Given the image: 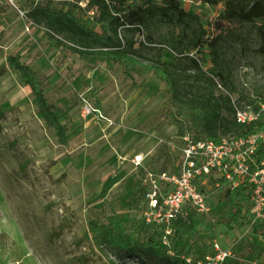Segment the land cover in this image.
<instances>
[{
  "label": "rangeland",
  "instance_id": "rangeland-1",
  "mask_svg": "<svg viewBox=\"0 0 264 264\" xmlns=\"http://www.w3.org/2000/svg\"><path fill=\"white\" fill-rule=\"evenodd\" d=\"M42 2L85 9L87 0H0V264H155L95 246L88 226L117 213L141 242L153 233L151 175L159 181L181 168L183 135L168 88L152 74L128 75L123 65L82 60L63 36L52 38L29 18L34 3ZM183 7L197 20L155 21L140 32L121 28L120 35L136 43L146 64L159 55L179 63L185 82L198 74L187 60L201 56L192 42L219 38L218 56L206 49L205 80L236 103L264 106V22L227 24L221 32L223 6L183 0ZM75 14L100 30L92 14ZM14 57L41 77L62 129L42 117L39 102L9 67ZM185 124L188 134L202 137L197 125ZM218 178L205 183L214 210L206 244L231 250L230 264H253L248 244L264 248V225L245 214L243 227L221 220L243 188L221 204L212 184Z\"/></svg>",
  "mask_w": 264,
  "mask_h": 264
},
{
  "label": "trees",
  "instance_id": "trees-1",
  "mask_svg": "<svg viewBox=\"0 0 264 264\" xmlns=\"http://www.w3.org/2000/svg\"><path fill=\"white\" fill-rule=\"evenodd\" d=\"M213 7L224 9L217 21V29L221 32L227 24H246L264 22L263 0H195ZM92 14L91 19L100 30H92L82 22L76 11ZM29 18L37 25H42L48 34L63 36L69 48L82 60L92 64L123 65L126 74L143 73L154 75L164 82L168 88L171 103L180 118L179 133L188 134L186 122L190 121L201 129L204 139L219 144L226 137L246 138L264 127V119L257 125L245 126L236 120L235 110L230 95L217 94L212 80H205L202 65L205 61L206 49L214 57L219 54V38L205 37L192 42V50L198 52L199 59L188 58L192 69L198 74L189 82H185L178 74L180 64L163 61L159 55L148 64L142 62L136 50V43L120 35V29L140 32L155 21L197 20L192 12L183 7V0H87L82 9L78 4L72 7L57 9L52 2L34 3ZM215 26V25H214ZM207 33L204 32V36ZM65 44L63 40H59ZM259 52L264 56V44ZM216 62V61H215ZM9 67L17 72L31 95L40 104V114L45 121L56 129H62L59 117L53 105L46 97L41 77L30 66L14 57L9 60ZM209 81V82H207ZM207 84V87L204 85ZM260 164L264 161V148L256 156ZM220 183L219 187H216ZM219 203L229 200L233 190L224 179L213 180ZM250 197L247 189L237 194L236 204L230 206L221 216V220L230 219L238 227L245 226L244 214L253 215L250 210ZM209 222L208 216L201 215L194 209H187V216L174 223L172 248L174 255L162 244L163 230L154 225V231L148 240L141 242L137 232L129 231L117 213L108 216L105 221L93 220L88 229L95 246L107 248L120 255H127L141 262L148 259L155 264H188L187 258H198L210 250L206 244L204 233ZM264 225V223H263ZM176 241V242H175ZM184 243V244H181ZM249 253L256 260L254 263L264 264V248L257 244H248ZM185 258V259H184ZM253 263V264H254ZM233 264H244L234 261Z\"/></svg>",
  "mask_w": 264,
  "mask_h": 264
},
{
  "label": "built area",
  "instance_id": "built-area-1",
  "mask_svg": "<svg viewBox=\"0 0 264 264\" xmlns=\"http://www.w3.org/2000/svg\"><path fill=\"white\" fill-rule=\"evenodd\" d=\"M232 103L239 124L257 125L264 119L263 105L254 107L235 101ZM86 113L90 114L91 110L87 108ZM182 142L179 174L170 176L163 173L159 181L151 175L153 190L148 195L151 215L154 216L152 224L162 228V244L169 255H174L171 248L174 223L187 216V209L192 208L199 214L212 218V193L205 183L213 174L220 176L216 180L224 179L232 190L241 187L247 189L253 218L264 223V161L259 164L256 159L264 146V127L246 138L228 137L219 144L195 139L191 134L184 135ZM219 186L220 183L216 185ZM232 260V251L214 242L207 253L198 258H187L186 262L230 264Z\"/></svg>",
  "mask_w": 264,
  "mask_h": 264
},
{
  "label": "crops",
  "instance_id": "crops-1",
  "mask_svg": "<svg viewBox=\"0 0 264 264\" xmlns=\"http://www.w3.org/2000/svg\"><path fill=\"white\" fill-rule=\"evenodd\" d=\"M236 199H237V195L233 197V201H236Z\"/></svg>",
  "mask_w": 264,
  "mask_h": 264
}]
</instances>
